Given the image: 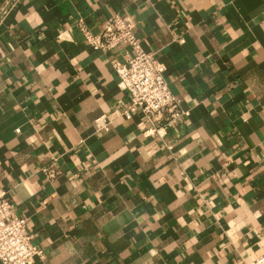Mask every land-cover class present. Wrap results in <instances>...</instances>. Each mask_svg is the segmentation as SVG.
<instances>
[{
    "label": "crops",
    "instance_id": "crops-1",
    "mask_svg": "<svg viewBox=\"0 0 264 264\" xmlns=\"http://www.w3.org/2000/svg\"><path fill=\"white\" fill-rule=\"evenodd\" d=\"M113 14L185 110L159 133L123 112L129 46L84 38ZM0 193L29 264H264V0H0Z\"/></svg>",
    "mask_w": 264,
    "mask_h": 264
},
{
    "label": "built area",
    "instance_id": "built-area-1",
    "mask_svg": "<svg viewBox=\"0 0 264 264\" xmlns=\"http://www.w3.org/2000/svg\"><path fill=\"white\" fill-rule=\"evenodd\" d=\"M134 20L127 15L113 14L107 17L102 28L92 33L82 27L86 42L95 49H111L125 43L130 48L126 60L115 61L114 69L129 95L123 109L126 114L140 111L143 118L139 124L145 133H159L162 127H170L185 113L181 101L176 97L165 79L164 64L145 51L139 37L134 33ZM163 121L161 126L156 124ZM97 126L106 124L103 115L95 119ZM54 175V167L47 169ZM42 250L31 241L28 221L17 215L11 202L0 193V261L2 264H29Z\"/></svg>",
    "mask_w": 264,
    "mask_h": 264
}]
</instances>
